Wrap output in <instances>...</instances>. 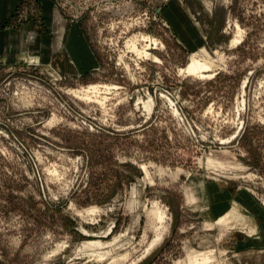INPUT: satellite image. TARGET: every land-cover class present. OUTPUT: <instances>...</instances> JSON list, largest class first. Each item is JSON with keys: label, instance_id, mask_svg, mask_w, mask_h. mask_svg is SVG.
<instances>
[{"label": "rangeland", "instance_id": "374dc122", "mask_svg": "<svg viewBox=\"0 0 264 264\" xmlns=\"http://www.w3.org/2000/svg\"><path fill=\"white\" fill-rule=\"evenodd\" d=\"M53 7L40 53L0 58V264H264V0H22L8 25L33 44Z\"/></svg>", "mask_w": 264, "mask_h": 264}, {"label": "crops", "instance_id": "0c3cea01", "mask_svg": "<svg viewBox=\"0 0 264 264\" xmlns=\"http://www.w3.org/2000/svg\"><path fill=\"white\" fill-rule=\"evenodd\" d=\"M21 2H22V0H0V58H6V59L10 60V59H16L21 54L24 55L25 53L38 54L41 51V49H40L41 48V42H40L41 39L43 37H46L47 39H51L54 36V31L52 28V17L54 16L53 12H54L55 7L52 8L51 15L50 16L48 15V19L46 22L47 31L38 32L37 37H36V41L33 44L28 43L26 41V37H25L26 30H27L26 29V23L23 22V24L19 25L18 27L8 25L9 20L16 17V13H17V10H18ZM173 5H174V7H176V3H174ZM67 23H68V27H69L68 32H67V34L61 33L60 43L62 44L64 42L63 40L65 39L66 48L69 47L70 50H72V52L69 49H67L65 54H68V52L70 54H73V53L75 54L78 51L76 45L73 42L74 40H76L77 41L76 44H78V47H79V44L81 43V45L84 44V46H85L84 48L87 50V52H86L85 49H83V48L81 49V52L83 53L85 59L87 60V58H88V61L90 63L94 64V62H93L94 59L92 57V54L95 56L97 61H98V58L94 54L89 41H87L82 27H80L78 23L69 22L68 20H67ZM76 27L78 28L80 34L78 33ZM60 32H61V29H60ZM68 36L69 37L72 36L71 37V44L67 40ZM86 46L89 47V49ZM61 52L62 51H60L58 53V55H62V54L64 55V53H61ZM40 58L42 59V57H40ZM72 60L75 62V64H76V62L78 63V60H75L73 57H72ZM79 66H80L79 63L76 64L75 66H73V64H71V67H73L75 70ZM92 67H94V66H92V65L88 66L87 68H84L83 71H86L87 69L92 68Z\"/></svg>", "mask_w": 264, "mask_h": 264}, {"label": "bare ground", "instance_id": "6f19581e", "mask_svg": "<svg viewBox=\"0 0 264 264\" xmlns=\"http://www.w3.org/2000/svg\"><path fill=\"white\" fill-rule=\"evenodd\" d=\"M237 32L239 33L238 34L239 36H236L234 38V42H238L242 38V34H241L242 31H237ZM133 39H134V41L132 40L133 42H132V44L130 43L131 44L130 46L132 47V50H134V52H136V55H138L140 58L141 57H148V58H150V59H152L154 61L155 60H158V57L156 55L154 56L152 53L148 52V50L151 47H153V45L157 44V40L156 39L154 40L150 36L149 37L148 36L146 37V36H143L142 35L141 36V39H143V40H145V41L148 42V44H144V47L142 49H139L138 46H137V43H138V39L139 38H137V39L133 38ZM194 58H192L193 60L185 68L184 72H186L188 74H191L193 76H196V77H211L214 74L213 73L214 65H215L214 63H213L214 65H212L211 62L208 61V60H201V59H198L197 60V59H194ZM89 89L92 90V91H95V92H97L96 90H99L95 86L94 87H90ZM105 89L106 90H109L110 88L108 86H105ZM144 170L147 173L146 168H144ZM149 215L152 217V220H154V223L153 224L155 225V228H156V229H154V230H156L155 231L156 237H155L154 240H152V243L150 242L151 244L148 247L147 251L150 250V248L153 245L157 244L158 242H160L163 239V237L165 235L164 234L165 233V230L168 228L165 225V222H166V214H165V212H163L162 210L156 208V209H153L149 213ZM226 221H227V217H222L219 220V222H226ZM219 222H216V223H219ZM216 223H215V225H216ZM209 225L210 226H214V224H210V223H209ZM216 259H217L216 252L213 251V250H205V252H202V251H198V250H194L193 249V250H191V252H189L186 255V258L183 261H180L178 264H214V263L215 264H220L221 261L218 260V262H217Z\"/></svg>", "mask_w": 264, "mask_h": 264}]
</instances>
